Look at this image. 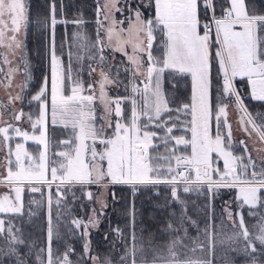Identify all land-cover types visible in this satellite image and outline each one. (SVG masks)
Returning a JSON list of instances; mask_svg holds the SVG:
<instances>
[{
    "label": "snow or ice",
    "instance_id": "6c2138e0",
    "mask_svg": "<svg viewBox=\"0 0 264 264\" xmlns=\"http://www.w3.org/2000/svg\"><path fill=\"white\" fill-rule=\"evenodd\" d=\"M118 2L97 7L93 37L82 18H63L62 3L58 20L56 0L43 16L31 15L28 0H0V88L7 93L0 99V264H113L94 248L93 232L108 220L105 193L115 202L117 185L133 197L147 191L160 197L165 189L156 206L167 213L163 220L151 217L167 237L161 244L129 202L121 212L126 226L109 223L103 237L114 236L112 249L120 242L117 264H215L218 248L222 264H236L237 257L264 264V147H254L253 156L244 140L234 142L229 121L231 106L241 130L264 146V112L253 114L244 103L264 102V0ZM125 9L124 19L112 18ZM57 24L78 30L65 32L58 44ZM33 29L50 67V80L35 94L29 89ZM106 48L125 59L114 64ZM166 73L176 82L167 88ZM189 78L190 95L181 99L176 84ZM245 80L246 96L237 87ZM17 102L35 104V113L17 109ZM57 126L69 130L67 138L50 134ZM26 189L41 199H30L25 211ZM190 193L203 201L184 198ZM226 193L231 199L223 200ZM41 210L42 243L25 232L23 219L31 222ZM199 214L202 229L193 218Z\"/></svg>",
    "mask_w": 264,
    "mask_h": 264
},
{
    "label": "trees",
    "instance_id": "16d2710c",
    "mask_svg": "<svg viewBox=\"0 0 264 264\" xmlns=\"http://www.w3.org/2000/svg\"><path fill=\"white\" fill-rule=\"evenodd\" d=\"M52 2V0H28V3L30 5V13L33 16L36 15H47L49 11V5ZM57 3V19L59 20L61 18L60 13V4H63V18H66L68 20H74L77 18H82L85 23L82 26L83 30L87 32L89 36L95 35L96 29H97V7L101 5V0H56ZM146 16H151L152 12L147 11L145 12ZM74 30H78L77 25L68 24L65 28L62 24H57L56 26V35H57V43L59 44L60 39L62 36L65 35V32H67L68 35H71V33L74 32ZM160 42V36H157V41L154 43V49L159 47ZM29 50H30V62H31V74H32V80L29 85V89L32 92V94H35L39 88L42 86L43 80L45 77H49L50 80V67H49V61L45 53L44 49V41L38 38V33L35 29H33V34L29 38ZM38 53V54H37ZM155 54L159 55V52H155ZM104 55L107 56L110 59V53L109 49H105ZM166 77V83L165 87L167 88L169 86V82L176 83L175 80L172 79L171 76H169L167 73L165 74ZM123 78V77H122ZM237 87L240 89L242 95H247L250 92V85L247 84L245 81H238ZM177 88V95L181 97V99H184L185 97L190 95L191 92V86H190V78L187 79L186 82H181L176 84ZM118 93L123 94V89H120ZM244 103L248 106V109L253 114L257 112H264V102L261 101H255L252 100L250 97L246 98ZM35 104H33L31 107H33ZM26 110L31 108L28 107L26 104ZM233 140L234 142H239L240 140H244L247 145V138L244 135L235 136L233 134ZM249 147V146H248ZM249 151L250 148H249ZM222 163V161H221ZM5 191V189L0 188V192ZM111 191H114L116 193V201H112L111 195L106 193V196L109 200L111 207L107 210V216L108 220H105L100 228L101 230L99 232H93V246L97 250V252L100 254L101 258H103L105 255H108L113 260V264H117L118 257L120 253L123 251L121 244L119 241L116 243V248L112 249L110 245V241L114 239L113 235H109L108 241L104 240V233L109 231L108 225L111 223L113 226L119 225L121 228H124L126 226V218L121 215V212L126 208L131 201H135V206L138 212V219H142L147 225L150 226L151 231L156 233V240L163 244L166 242L167 237L161 233L156 232V225L152 224L151 217H156L159 220H163L167 213L162 212L160 209L157 208V204L161 202L164 198V195L166 194V190H161V196L157 197L154 195L153 192L147 191V192H141L138 193L135 197L132 196L131 191L128 186H120L117 185ZM190 197L191 200H196L197 203H200L203 201L204 197L201 196L199 200L196 198L195 193L187 194L184 198ZM232 197V193H226L223 196V200H229ZM30 199H41V196L39 193H30L27 189L24 193V203H25V211L28 208V203ZM216 210L219 212V206H220V200H217L216 202ZM55 206H53V215L55 216ZM245 212H247V209H245ZM46 213L44 210H41L39 216L34 217L31 222H27V216L23 218L26 222L24 224V229L26 233H31L33 238H39L41 243L43 242V238L45 236V232L42 231L46 227ZM194 219H198V222H200L201 229L204 227V217L202 214H199L197 216L193 217ZM20 217H16L14 219V222L19 223ZM246 220L249 221V223H253L254 220H251L246 216ZM219 221H217V224ZM191 235L195 236L197 235V232L195 229H190ZM147 238V237H146ZM55 246V245H54ZM74 246L79 250L80 244L74 242ZM61 251H63V246L60 245ZM224 253L223 250L218 248L216 253V260L215 264H222V257ZM34 259V258H33ZM242 257L236 258V264H242Z\"/></svg>",
    "mask_w": 264,
    "mask_h": 264
},
{
    "label": "rangeland",
    "instance_id": "374dc122",
    "mask_svg": "<svg viewBox=\"0 0 264 264\" xmlns=\"http://www.w3.org/2000/svg\"><path fill=\"white\" fill-rule=\"evenodd\" d=\"M103 2H104V0H101V4H103ZM125 2H126V0H119V2L117 3V7H124V5H125ZM125 15H128V12H127V9H125V12L124 13H121V12H117V11H113V16H112V18H114V19H116V20H122V19H124V16ZM125 26H126V24H125ZM74 31H76V30H74ZM109 53H110V59H112L113 60V63L115 64L116 62H118V61H121V60H124L125 59V57L123 56V54L122 53H120V52H112L110 49H109ZM73 68H74V70H75V64L73 65ZM82 76H83V79L85 80V81H87L88 80V76H87V71L85 70V72L84 73H82ZM122 78V77H121ZM123 79V78H122ZM21 81H22V77L21 76H17L16 77V79H15V84L16 85H18V84H20L21 83ZM121 88H117L116 89V92L118 93V91L120 90ZM12 93L13 94H16L17 92H19V88L18 87H14L12 90ZM111 94V93H110ZM7 98V93L5 92V90L3 89V88H0V99H6ZM17 105H19V106H21V103L20 102H17ZM36 109V108H35ZM34 108L31 110V112H33V113H35V110ZM99 110H98V112H97V115L99 116ZM229 121H230V123L232 124V129H233V134H235V136L237 135V136H239V135H244V136H246V138H247V142H248V146H249V148H250V150L252 151L253 150V148L255 147V148H260V147H264V146H262L258 141H256L255 140V136L253 135V136H248L245 132H243L242 130H241V127H240V125L237 123V120H238V113L236 112V110H235V108L234 107H231L230 106V108H229ZM4 119L5 120H7L8 119V117L7 116H5L4 117ZM23 124H25V125H23ZM27 126H29L28 124H27ZM22 127H26V122H22ZM49 132H50V134L51 133H55V136L57 137V138H59V139H65V138H67L68 137V135H69V130H67V129H63L62 127H60V126H57L55 129H53L52 127H50L49 128ZM234 136V135H233ZM17 140H19V139H21V138H16ZM15 141H13V143H14ZM26 147H28L29 148V150H31V151H33V152H35L36 150H37V145H35L32 141H29L28 142V144L26 145ZM252 154H253V156H256L257 155V153L255 152V151H252ZM4 155V153H2V152H0V156H3ZM92 191H96L97 189H96V187L95 186H92V189H91ZM107 193V192H106ZM105 193V194H106Z\"/></svg>",
    "mask_w": 264,
    "mask_h": 264
},
{
    "label": "flooded vegetation",
    "instance_id": "af4514ba",
    "mask_svg": "<svg viewBox=\"0 0 264 264\" xmlns=\"http://www.w3.org/2000/svg\"><path fill=\"white\" fill-rule=\"evenodd\" d=\"M28 106V105H27ZM15 107L17 108V109H19V108H21V107H24V110H25V112H28V111H31L33 108L35 109L36 108V105H34L33 107H31V108H29V109H27L26 110V104H24V105H21V106H19V105H17V103H16V105H15ZM29 107V106H28ZM36 110V109H35ZM21 124H22V122H21ZM23 125H25V124H23ZM29 126H27V123H26V127H24L25 129H27ZM106 195V194H105Z\"/></svg>",
    "mask_w": 264,
    "mask_h": 264
}]
</instances>
